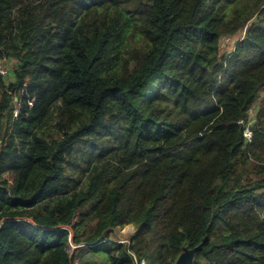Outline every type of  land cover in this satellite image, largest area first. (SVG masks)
<instances>
[{
  "label": "trees",
  "instance_id": "obj_1",
  "mask_svg": "<svg viewBox=\"0 0 264 264\" xmlns=\"http://www.w3.org/2000/svg\"><path fill=\"white\" fill-rule=\"evenodd\" d=\"M0 60V264H264V0H0Z\"/></svg>",
  "mask_w": 264,
  "mask_h": 264
},
{
  "label": "rangeland",
  "instance_id": "obj_2",
  "mask_svg": "<svg viewBox=\"0 0 264 264\" xmlns=\"http://www.w3.org/2000/svg\"><path fill=\"white\" fill-rule=\"evenodd\" d=\"M239 36H236V38H234V39L237 40ZM233 46H234V44H228L227 42L220 44L222 54H229L233 50ZM15 63H16V61L12 60L9 62V65H7V66L9 67V69L12 70L15 66ZM8 79H10V77H8ZM12 79H13V77H12ZM12 79H10V80H12ZM259 96L261 99H264V90L260 93ZM259 103H260V101L256 105H254V107L252 108V110L250 112L251 123L255 119L256 108L258 107ZM16 114H17V112H16ZM9 179L12 180L11 177H9ZM133 231H134V226H129L125 229H116L111 234L109 241H111V242L127 241L128 242V240H130V237L133 235ZM135 233H136V230H135ZM104 247H108V246L104 245ZM68 253L70 256L73 257L75 264H93L95 261L94 259L91 258L89 251L83 249V246L77 247V246H74L73 244H71L68 248ZM94 264H98V262L96 261Z\"/></svg>",
  "mask_w": 264,
  "mask_h": 264
},
{
  "label": "built area",
  "instance_id": "obj_3",
  "mask_svg": "<svg viewBox=\"0 0 264 264\" xmlns=\"http://www.w3.org/2000/svg\"><path fill=\"white\" fill-rule=\"evenodd\" d=\"M228 41H230V39H226V42H228ZM9 74H10V70H9V67L6 66V62H5V60H0V76L6 78V77H9ZM245 136H246L249 140H251L252 132H251L250 129H247V130H246ZM125 228H127V227L119 228V229H125ZM111 234H112V233H111ZM134 234H135V229H134V231H133V235H134ZM133 235H132V236H133ZM110 236H111V235H110ZM109 238H110V237H109ZM108 240H109V239H108ZM120 243H122V244H124L125 246H127V248H130V240H128V242H127V241H124V242H120ZM129 253H130L131 256H132V259H133L134 264H147V261H146V260H144V259L139 260L138 257H137V255H136L135 253L131 252L130 250H129Z\"/></svg>",
  "mask_w": 264,
  "mask_h": 264
},
{
  "label": "water",
  "instance_id": "obj_4",
  "mask_svg": "<svg viewBox=\"0 0 264 264\" xmlns=\"http://www.w3.org/2000/svg\"><path fill=\"white\" fill-rule=\"evenodd\" d=\"M200 248L201 246L191 250L184 249L183 254L179 257L176 264H193L195 259V254Z\"/></svg>",
  "mask_w": 264,
  "mask_h": 264
},
{
  "label": "clouds",
  "instance_id": "obj_5",
  "mask_svg": "<svg viewBox=\"0 0 264 264\" xmlns=\"http://www.w3.org/2000/svg\"><path fill=\"white\" fill-rule=\"evenodd\" d=\"M252 132V131H251ZM246 133V132H245ZM127 227H129V226H127ZM134 229L137 231V229L134 227ZM131 238V237H130ZM148 264V263H147Z\"/></svg>",
  "mask_w": 264,
  "mask_h": 264
}]
</instances>
